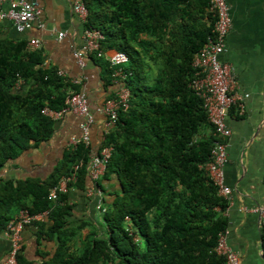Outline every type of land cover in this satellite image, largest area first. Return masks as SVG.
<instances>
[{"label":"trees","instance_id":"1","mask_svg":"<svg viewBox=\"0 0 264 264\" xmlns=\"http://www.w3.org/2000/svg\"><path fill=\"white\" fill-rule=\"evenodd\" d=\"M82 1L89 10L84 27L105 34L101 48L130 57L123 66L130 75V107L118 109L117 123L98 150L113 147L98 181L107 206L100 214L109 226L104 235L96 231L80 255L67 252L86 226L67 227L74 207L69 192L84 188L89 176L93 149L81 142L44 181L0 180V233L23 209L47 211L49 230L60 244L45 264H223L216 247L228 228L230 201L200 166L211 159L217 133L190 85L194 56L215 20L210 0ZM27 43L0 37V171L52 137L55 120L43 113L45 107L62 110L68 96L82 90L45 63L41 48L30 51ZM90 57L104 67L105 84H113L115 67L96 53ZM76 165L77 181L50 199L52 188ZM115 177L119 187L108 190L105 181ZM262 238L264 248V231Z\"/></svg>","mask_w":264,"mask_h":264},{"label":"crops","instance_id":"2","mask_svg":"<svg viewBox=\"0 0 264 264\" xmlns=\"http://www.w3.org/2000/svg\"><path fill=\"white\" fill-rule=\"evenodd\" d=\"M75 1L37 0L43 9L41 18L22 33L11 21L0 20V37L13 40L39 38L46 64L58 67L71 78L82 79L81 89L86 92L95 116L91 146L98 151L102 146L104 121L98 108L103 106L109 94L117 91L118 85L105 84L104 67L91 57H87L85 68L74 58V51L84 43L85 30L84 22L74 11ZM228 3L232 27L221 59L234 68L235 92L244 97L246 106L243 115L234 106L228 117L232 135L225 176L233 190L226 211L228 242L239 252L241 264H264L263 230L259 215L253 210L261 205L264 197V0H228ZM40 21L44 22V27L39 25ZM61 32L64 33L62 37ZM113 51L106 50V53L110 55ZM82 121L83 117L73 111L55 119L52 137L10 160L0 171V180L48 179L65 154L75 146L73 141L81 138ZM105 186L111 191L117 189V178L105 181ZM92 187L93 181L88 176L84 188L75 187L69 192L74 207L67 219V227L78 228L86 224L70 241L69 254L80 255L96 231L99 235L106 233L96 197L89 193ZM17 213L15 210L14 215ZM52 223L45 213L25 227L20 264H45L52 260L60 244L49 230ZM8 249L9 241L1 232L0 264H3Z\"/></svg>","mask_w":264,"mask_h":264},{"label":"built area","instance_id":"3","mask_svg":"<svg viewBox=\"0 0 264 264\" xmlns=\"http://www.w3.org/2000/svg\"><path fill=\"white\" fill-rule=\"evenodd\" d=\"M74 11L85 23L89 14L86 4L77 0L74 2ZM209 11L213 13L215 20L207 41L203 47L195 54L193 66L195 68L194 77L190 83L192 89L203 100L204 108L208 118L215 128L217 137L211 150V159L200 166L210 175L214 183L219 188V194L230 200L232 188L226 183L225 166L229 161V146L232 130L228 124L229 111L237 106L238 113H245V101L242 95L235 92L236 77L234 68L228 62L221 59V55L226 50L227 36L232 27V17L228 0H210ZM43 13L42 7L35 0H0V20H9L13 23L18 32H26ZM39 25L44 27V22ZM64 35L60 33V37ZM105 40V34L98 28L88 27L84 30V43L81 48L74 51V58L80 67L88 65L87 57L96 53L98 57H105L114 67L113 82L118 85L116 95L108 99L103 106L99 107V112L104 116L103 121V140L118 120V109H128L131 103V89L127 84L130 76L124 71L123 66L130 61L126 52L115 50L107 55L106 50L101 48V42ZM41 48L39 38L28 40L27 49L34 51ZM59 74L67 76L63 70ZM72 82L82 85L81 78H72ZM21 83L17 84V89ZM67 111H73L83 117L80 126L82 136L75 139L73 144L85 143L91 145V132L95 123V116L91 111L86 92L80 90L73 92L66 100V106L62 110H54L49 107L43 109V113L58 119ZM112 146L106 145L100 151L92 150L88 169L89 176L93 181V187L89 190L91 195L96 197L98 209L104 213L107 211L105 205V194L103 189L98 186V181L104 175L110 156ZM76 165L71 176H62L60 182L50 191V199L57 200L60 193L69 191L70 182L77 181ZM259 215V222L264 231V197L261 205L253 209ZM32 214L28 209H23L18 214L16 220L8 223L2 231L9 241V249L3 260V264H20L19 255L23 245V230L26 226L35 222L41 214ZM127 219H129L127 217ZM227 230L219 235L217 252L224 256L223 264H241L240 254L234 250L228 242Z\"/></svg>","mask_w":264,"mask_h":264},{"label":"rangeland","instance_id":"4","mask_svg":"<svg viewBox=\"0 0 264 264\" xmlns=\"http://www.w3.org/2000/svg\"><path fill=\"white\" fill-rule=\"evenodd\" d=\"M101 217H102V215H101ZM100 221L102 222L101 224L103 225V227H104L105 229H107V227L109 226V223L106 222L104 218H102V219L100 218Z\"/></svg>","mask_w":264,"mask_h":264},{"label":"water","instance_id":"5","mask_svg":"<svg viewBox=\"0 0 264 264\" xmlns=\"http://www.w3.org/2000/svg\"><path fill=\"white\" fill-rule=\"evenodd\" d=\"M35 1H37V0H35Z\"/></svg>","mask_w":264,"mask_h":264}]
</instances>
